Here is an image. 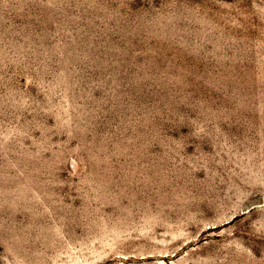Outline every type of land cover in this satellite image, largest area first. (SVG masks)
Listing matches in <instances>:
<instances>
[{
	"label": "rangeland",
	"instance_id": "1",
	"mask_svg": "<svg viewBox=\"0 0 264 264\" xmlns=\"http://www.w3.org/2000/svg\"><path fill=\"white\" fill-rule=\"evenodd\" d=\"M0 264H264V0H0Z\"/></svg>",
	"mask_w": 264,
	"mask_h": 264
}]
</instances>
